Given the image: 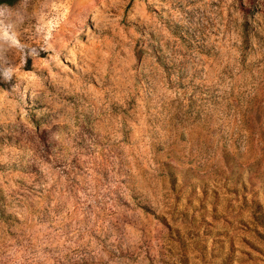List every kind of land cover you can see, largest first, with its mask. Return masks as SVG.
Returning <instances> with one entry per match:
<instances>
[{
	"label": "rangeland",
	"instance_id": "rangeland-1",
	"mask_svg": "<svg viewBox=\"0 0 264 264\" xmlns=\"http://www.w3.org/2000/svg\"><path fill=\"white\" fill-rule=\"evenodd\" d=\"M0 264H264V0L0 4Z\"/></svg>",
	"mask_w": 264,
	"mask_h": 264
},
{
	"label": "trees",
	"instance_id": "trees-1",
	"mask_svg": "<svg viewBox=\"0 0 264 264\" xmlns=\"http://www.w3.org/2000/svg\"><path fill=\"white\" fill-rule=\"evenodd\" d=\"M18 0H0V4H5V5H8V6H12L14 5ZM225 162L228 166V168L233 171L235 166L232 164V159L231 157H229L228 155L225 156Z\"/></svg>",
	"mask_w": 264,
	"mask_h": 264
}]
</instances>
